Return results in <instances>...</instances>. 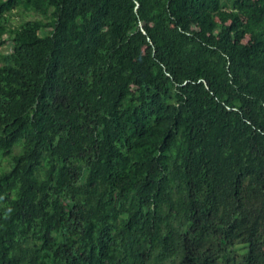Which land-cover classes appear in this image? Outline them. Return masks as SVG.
I'll return each mask as SVG.
<instances>
[{
    "label": "trees",
    "instance_id": "obj_1",
    "mask_svg": "<svg viewBox=\"0 0 264 264\" xmlns=\"http://www.w3.org/2000/svg\"><path fill=\"white\" fill-rule=\"evenodd\" d=\"M0 264H264V0H0Z\"/></svg>",
    "mask_w": 264,
    "mask_h": 264
},
{
    "label": "rangeland",
    "instance_id": "obj_2",
    "mask_svg": "<svg viewBox=\"0 0 264 264\" xmlns=\"http://www.w3.org/2000/svg\"><path fill=\"white\" fill-rule=\"evenodd\" d=\"M35 18L47 19L48 16L46 17V16H43L37 12L27 10L24 7H19V8L14 9L11 13L10 26L11 27H17L23 21L29 20V19H35ZM6 47L4 49L8 50V47L7 48Z\"/></svg>",
    "mask_w": 264,
    "mask_h": 264
}]
</instances>
